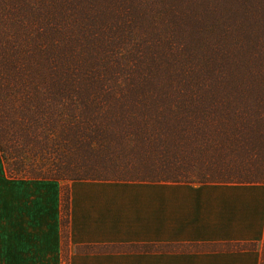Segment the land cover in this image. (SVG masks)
Returning a JSON list of instances; mask_svg holds the SVG:
<instances>
[{"label":"trees","instance_id":"obj_1","mask_svg":"<svg viewBox=\"0 0 264 264\" xmlns=\"http://www.w3.org/2000/svg\"><path fill=\"white\" fill-rule=\"evenodd\" d=\"M0 151L13 178L264 183V0H0Z\"/></svg>","mask_w":264,"mask_h":264},{"label":"crops","instance_id":"obj_2","mask_svg":"<svg viewBox=\"0 0 264 264\" xmlns=\"http://www.w3.org/2000/svg\"><path fill=\"white\" fill-rule=\"evenodd\" d=\"M230 243L256 247H209ZM263 258L264 183L12 178L0 152V264H264Z\"/></svg>","mask_w":264,"mask_h":264},{"label":"rangeland","instance_id":"obj_3","mask_svg":"<svg viewBox=\"0 0 264 264\" xmlns=\"http://www.w3.org/2000/svg\"><path fill=\"white\" fill-rule=\"evenodd\" d=\"M1 152V151H0ZM2 154V153H1ZM3 157V156H2ZM6 164V163H5ZM6 168H7V165H6ZM7 172H8V168H7ZM8 175H9V172H8ZM10 176V175H9ZM11 177V176H10ZM13 178V177H12Z\"/></svg>","mask_w":264,"mask_h":264}]
</instances>
